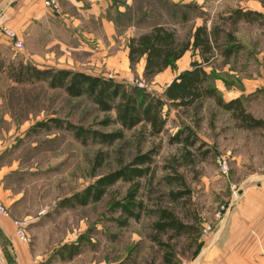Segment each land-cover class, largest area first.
I'll list each match as a JSON object with an SVG mask.
<instances>
[{"label":"rangeland","instance_id":"374dc122","mask_svg":"<svg viewBox=\"0 0 264 264\" xmlns=\"http://www.w3.org/2000/svg\"><path fill=\"white\" fill-rule=\"evenodd\" d=\"M137 2L134 15L118 31L125 39H114L116 46L105 55H85L53 45L49 33L36 29L20 39L13 29L0 25V33L6 28L12 30L14 42L22 46L16 50L3 34L15 59L9 66L4 63V68L0 65V169L11 172L0 179V216L14 224L15 238L39 259H51L61 251L63 242L77 237L74 244L84 247L80 255H73L71 264H188L203 248L202 239L228 223L231 207L236 206L243 192L256 188V182L264 177V130L241 128L232 113L220 108L214 99L205 100L195 109L173 108L164 133L158 137L137 127L124 130V139L113 146L91 141L84 145L71 132L59 129L56 122L114 133L122 130L114 112H100L87 97H72L62 89H52L45 81L18 83L11 77L12 69L24 63L22 58L26 56L24 64L39 69L100 76L160 96L180 72L190 68L191 61L199 59H193L190 51L176 63L175 70L168 68L146 78L143 61L134 67L123 65L121 52L128 47L126 36L148 31L157 22L174 29L179 40H188L197 26L206 23L209 29L217 25L222 30L221 49L206 67L211 81L225 102L241 98L253 117L264 119V97L255 95L264 87V27L259 22L241 20L233 24L228 20L239 9L264 13V0H249L248 6L246 1L241 4L244 0H198V18L196 10L163 7L157 0ZM151 5L150 13L155 18H142ZM56 7L63 15L59 0ZM184 12L190 18H178ZM202 13L205 17H200ZM226 34H231L233 40ZM228 48L234 54L226 58L223 51ZM108 119L109 125H104ZM186 128L197 138L188 155L192 156L190 162L184 159L180 145L170 143ZM150 150L158 153L154 181L145 192L148 209L173 212L180 222L195 227L194 234L159 235L153 228L158 217L152 214L119 226L116 220L120 212L115 209L132 189L122 181L109 187L99 202L82 206L74 200L76 194L94 186L103 176L130 165L136 155ZM223 161L225 171L219 164ZM177 175L183 178L190 196L174 202L169 192L183 187L169 185L165 178ZM9 190L7 195L5 191ZM66 201H70L67 206ZM21 225L27 242L20 239ZM161 244L169 247L164 251ZM12 250V240L0 227V264H17Z\"/></svg>","mask_w":264,"mask_h":264},{"label":"trees","instance_id":"16d2710c","mask_svg":"<svg viewBox=\"0 0 264 264\" xmlns=\"http://www.w3.org/2000/svg\"><path fill=\"white\" fill-rule=\"evenodd\" d=\"M187 8L191 9L190 11L196 10L198 17L197 8L193 6H187ZM183 16H186V13ZM200 17L205 16L202 13ZM228 20L233 24L241 20L259 22L264 27V13L252 10H235ZM221 34L222 30L217 25L209 29L204 23L195 28L190 39L179 40L174 29L155 22L148 31L130 39L128 44L130 65L134 67L144 60V76L146 78L156 76L168 68L175 70L176 63L190 51L193 58L198 57L199 60H193L190 63V68L180 72L160 96L100 76L71 70L39 69L32 64L20 63L18 68L12 69L11 77L18 83L45 81L52 89H62L72 97H87L100 112H114L116 122L122 127L121 131L114 133H103L73 126L69 123L56 122L59 129L71 132L75 139L84 145L91 141L104 146H113L117 141L124 139V130H132L137 127L143 128L151 137H158L164 133L168 116L173 108L195 109L207 99H214L220 108L231 112L241 128L264 130V119L253 117L247 111L241 98L229 102L224 101L211 81L212 77L206 71V67L212 64L217 56V51L221 49ZM226 36L233 40L231 34H226ZM233 54V49L228 48L223 51L226 58ZM255 95L264 97V87ZM166 108H168L167 112H165ZM109 123V119L103 122L104 125H109ZM196 140L194 132L190 128H186L184 131L181 130L176 133L170 139V143L180 145L185 154L184 159L186 162H190L192 156L188 155L192 154L191 149L195 147ZM157 153L155 150L146 153L140 152L133 158L130 165L103 176L94 186L86 189L83 193L76 194L74 200L82 206L91 201L99 202L109 187L118 181H122L130 184L132 189L123 198V202L117 204V209H115L120 212V216L116 220L119 226H128L131 220L139 222L143 215L152 214L158 217L153 228L159 235L169 232H173L175 236L194 234V231L197 232L195 227L180 222L173 212L167 209L154 211L148 209L145 192L154 181ZM143 180L146 181V184H143L145 182ZM165 181L169 185L177 183L183 187L182 190L169 192L172 201L178 202L184 197L190 196V190L186 187L181 176H167ZM142 189L144 192H141ZM69 202L66 201L64 204L66 203L67 206ZM166 247H169L168 244H161L162 250L165 251ZM76 254H78L77 250L71 251L69 257L72 259L73 255ZM166 260L171 261L169 258Z\"/></svg>","mask_w":264,"mask_h":264},{"label":"crops","instance_id":"0c3cea01","mask_svg":"<svg viewBox=\"0 0 264 264\" xmlns=\"http://www.w3.org/2000/svg\"><path fill=\"white\" fill-rule=\"evenodd\" d=\"M59 1L63 10L61 16L53 14L40 0H0V13L2 12L0 25L13 29L20 39L26 38L28 32L36 29L46 35L49 33L53 45H61L85 55H105L110 47L116 46L114 39H125L123 35L118 34V31L125 27L124 24L129 21L130 15H134V8L138 4L136 0ZM157 2L163 7L187 9V6H193L198 9V0H157ZM257 2V5L261 4L260 1ZM241 4L248 6L249 0H244ZM150 7L148 8L150 11L146 10L142 18H155L150 13L153 12V6ZM184 14L185 12L178 14V18H190L187 14L183 16ZM195 18L198 17L195 16ZM136 36L138 34L126 36L128 44L130 39ZM9 45H11L9 41L0 33V57H2L0 65L2 68H4V63L9 66L12 59H15L10 56L11 47ZM121 53L125 58L123 65L126 66L130 63L129 47H125ZM115 56L118 58L117 55ZM115 58L110 61L112 64L115 63ZM22 59L26 63L27 57ZM142 61L144 67L145 61ZM9 174L11 172L0 169V179ZM256 183H258L255 185L256 188L245 190L236 206L231 207L228 223L221 225L209 238L202 239L205 243L203 248L188 264H264V177ZM259 185L261 188L258 187ZM5 192L9 195L11 191ZM0 227L12 240L14 247L12 253L17 264H71L75 256L71 259L69 253L78 250L79 254V250L84 247L79 244L78 248V243L74 244L77 237L75 239L73 237L72 240L63 242L61 251L51 255V259L50 256L45 259L42 256L39 259V256L33 254L27 246L15 238V226L10 220L0 216ZM66 247L67 257L64 254Z\"/></svg>","mask_w":264,"mask_h":264},{"label":"built area","instance_id":"2783aa9c","mask_svg":"<svg viewBox=\"0 0 264 264\" xmlns=\"http://www.w3.org/2000/svg\"><path fill=\"white\" fill-rule=\"evenodd\" d=\"M40 1H42L43 2V4H44V6L46 7V8H48L49 10H51L52 11V13L53 14H55V15H57V16H61L60 15V13H58V8L56 7V2L58 1V0H40ZM2 14V12L0 13V15ZM4 32H3V34L5 35V36H7V38H8V40L9 41H11L12 42V44H13V46H14V48L16 49V50H20V49H22V46H21V44H20V42H14V40H15V33L12 31V30H10V29H4L3 30ZM220 165H221V167L223 168V170L225 171L226 170V168H225V163H224V161H223V163H219ZM18 233H19V235H20V239L23 241V242H27V236H26V234H24V231L22 230V225L20 226V228H19V230H18Z\"/></svg>","mask_w":264,"mask_h":264}]
</instances>
